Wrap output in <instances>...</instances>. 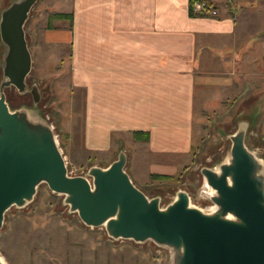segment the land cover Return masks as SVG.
I'll list each match as a JSON object with an SVG mask.
<instances>
[{
    "label": "rangeland",
    "instance_id": "374dc122",
    "mask_svg": "<svg viewBox=\"0 0 264 264\" xmlns=\"http://www.w3.org/2000/svg\"><path fill=\"white\" fill-rule=\"evenodd\" d=\"M14 1L17 0H0V16ZM52 2L36 0L29 11L24 33L31 69L24 92L13 86L3 89L7 106L10 111H23L29 120L53 128L69 176L90 179L87 174L90 167H107L121 150L126 154L125 167L129 171L128 134L122 137L120 148L111 154H90L82 148L79 134L82 99L81 92L70 84L69 45L50 44L45 38L48 29L55 28L52 34H57V30L67 31L69 27L66 18L53 19L52 27H47L48 17L60 12ZM230 3L237 16V30L245 38L264 37V0H231ZM250 45L249 42V46H240L239 50L251 51L254 48ZM5 52L0 39V85L5 79ZM240 66L230 74L222 73L197 85L193 151L186 166L169 180L152 179L150 175L135 179L139 183L136 186L148 198H159L160 208H165L176 192L183 190L190 196L192 207L210 212L215 205L211 199L214 192L206 184L201 169L218 171L221 164L229 162L231 136L239 130L244 132L246 148L264 166V69L259 76L253 73L252 59L246 57L240 59ZM33 88L37 101L31 94ZM72 128L74 137L70 140L66 132ZM0 255L3 264H173V250L169 247L151 240L113 239L104 226L84 225L64 203V195L53 193L45 183L38 184L32 200L23 207L12 206L5 212L0 227Z\"/></svg>",
    "mask_w": 264,
    "mask_h": 264
},
{
    "label": "crops",
    "instance_id": "0c3cea01",
    "mask_svg": "<svg viewBox=\"0 0 264 264\" xmlns=\"http://www.w3.org/2000/svg\"><path fill=\"white\" fill-rule=\"evenodd\" d=\"M211 1L213 16H191L189 0L51 3L56 13L72 15L67 31L48 29L45 38L69 45L70 84L82 99V148L111 154L128 134L125 170L135 185L144 175L174 176L190 161L199 83L230 74L245 57L253 73L264 69V37L246 40L231 0ZM249 42L253 50H239ZM73 131L66 132L70 140ZM134 131L147 132L148 140L135 141Z\"/></svg>",
    "mask_w": 264,
    "mask_h": 264
},
{
    "label": "water",
    "instance_id": "95a60500",
    "mask_svg": "<svg viewBox=\"0 0 264 264\" xmlns=\"http://www.w3.org/2000/svg\"><path fill=\"white\" fill-rule=\"evenodd\" d=\"M35 2L14 1L0 16L6 48L0 85V227L10 207H23L38 184L45 183L64 195V203L84 225L104 226L113 239L151 240L169 247L173 264H264V166L246 148L242 130L231 136L228 163L218 171L201 169L214 192V208L206 213L192 207L183 190L160 208L158 197L148 198L131 181L122 150L107 167H90V179L69 176L53 128L9 110L3 89L26 90L32 59L24 23ZM35 90L31 94L37 101Z\"/></svg>",
    "mask_w": 264,
    "mask_h": 264
},
{
    "label": "trees",
    "instance_id": "16d2710c",
    "mask_svg": "<svg viewBox=\"0 0 264 264\" xmlns=\"http://www.w3.org/2000/svg\"><path fill=\"white\" fill-rule=\"evenodd\" d=\"M195 0H189L188 3V12L191 16H207V14L203 13V12H194L193 11V2ZM203 1L207 6H212V8H215L213 1L211 0H201ZM68 19L69 21V27L71 26V20H72V15L71 13H52L49 17H48V23H47V27L51 28V21L53 19ZM132 137L135 141H147L148 140V133L144 132V131H134L132 132ZM152 179H172V176H168V175H155L152 174L150 175Z\"/></svg>",
    "mask_w": 264,
    "mask_h": 264
},
{
    "label": "built area",
    "instance_id": "2783aa9c",
    "mask_svg": "<svg viewBox=\"0 0 264 264\" xmlns=\"http://www.w3.org/2000/svg\"><path fill=\"white\" fill-rule=\"evenodd\" d=\"M193 11L194 12H203L207 15H216V10L212 8V6H207L203 1L201 0H195L193 2Z\"/></svg>",
    "mask_w": 264,
    "mask_h": 264
},
{
    "label": "bare ground",
    "instance_id": "6f19581e",
    "mask_svg": "<svg viewBox=\"0 0 264 264\" xmlns=\"http://www.w3.org/2000/svg\"><path fill=\"white\" fill-rule=\"evenodd\" d=\"M12 93V92H11ZM7 95V94H6ZM9 96V95H8ZM10 97V96H9ZM17 97V96H16ZM6 98H7V96H6ZM40 111V110H39ZM42 111V110H41ZM44 116V115H43ZM231 133V132H230ZM218 140V139H217ZM226 140V139H225ZM226 143V142H225ZM224 146V145H223ZM220 148V147H219ZM215 149V148H214ZM226 150V149H225ZM212 154V153H211ZM209 155V154H208ZM219 156H220V154H219ZM207 157V156H206ZM219 158V157H218ZM221 158V157H220ZM213 160V159H212ZM203 161V160H202ZM203 165V164H202ZM201 166V165H200ZM194 174V173H193ZM192 177H193V175H192ZM196 179V178H195ZM187 184V183H186ZM186 186V185H185ZM197 187V186H196ZM184 188V187H183ZM190 188V187H189ZM189 192V191H188ZM192 192V191H191ZM191 194H193V193H191ZM190 197V196H189ZM194 201V200H193ZM208 205V204H207ZM208 209V208H207ZM206 209V210H207ZM226 218L227 219H234V217L232 216V215H230V214H227L226 215ZM1 256V255H0ZM2 261V260H1ZM3 263V262H2Z\"/></svg>",
    "mask_w": 264,
    "mask_h": 264
}]
</instances>
